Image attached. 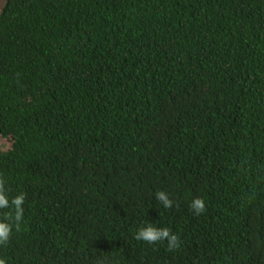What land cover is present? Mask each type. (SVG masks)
Instances as JSON below:
<instances>
[{
  "label": "trees",
  "instance_id": "obj_1",
  "mask_svg": "<svg viewBox=\"0 0 264 264\" xmlns=\"http://www.w3.org/2000/svg\"><path fill=\"white\" fill-rule=\"evenodd\" d=\"M0 176L7 264H264V0H10Z\"/></svg>",
  "mask_w": 264,
  "mask_h": 264
},
{
  "label": "clouds",
  "instance_id": "obj_2",
  "mask_svg": "<svg viewBox=\"0 0 264 264\" xmlns=\"http://www.w3.org/2000/svg\"><path fill=\"white\" fill-rule=\"evenodd\" d=\"M26 194L20 193L9 198L5 187V181L0 176V246H7L11 239L14 229L19 230L24 221V202ZM156 199L161 202L164 208H171L174 201L166 191H158ZM189 207L196 215H201L207 210L206 201L201 197L194 198ZM135 239L143 241L149 245L167 241L168 250L174 251L181 246L179 235L171 232L170 229L157 227L155 224H148L141 227L135 234ZM0 264H7L5 258L0 257Z\"/></svg>",
  "mask_w": 264,
  "mask_h": 264
},
{
  "label": "water",
  "instance_id": "obj_3",
  "mask_svg": "<svg viewBox=\"0 0 264 264\" xmlns=\"http://www.w3.org/2000/svg\"><path fill=\"white\" fill-rule=\"evenodd\" d=\"M9 2H10V0H0V18L2 16L3 12L5 11V8L9 4Z\"/></svg>",
  "mask_w": 264,
  "mask_h": 264
}]
</instances>
